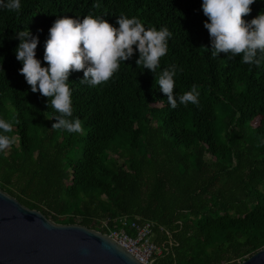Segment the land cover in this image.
<instances>
[{
    "label": "trees",
    "instance_id": "1",
    "mask_svg": "<svg viewBox=\"0 0 264 264\" xmlns=\"http://www.w3.org/2000/svg\"><path fill=\"white\" fill-rule=\"evenodd\" d=\"M99 4V7H93ZM251 21L264 13L256 0ZM121 15L172 33L154 74L138 50L98 87L69 77L82 133L52 129L58 113L19 74L17 31L38 37L36 58L60 17ZM202 0H21L0 8V118L15 138L0 152V190L62 225L107 234L118 219L151 224V264H238L264 248V59L211 55ZM42 30V31H41ZM202 47H206V50ZM259 58V54H258ZM176 65L175 95L197 86L199 103L173 109L155 83ZM19 123H16V121ZM207 158V159H206ZM107 220V228H100Z\"/></svg>",
    "mask_w": 264,
    "mask_h": 264
},
{
    "label": "clouds",
    "instance_id": "2",
    "mask_svg": "<svg viewBox=\"0 0 264 264\" xmlns=\"http://www.w3.org/2000/svg\"><path fill=\"white\" fill-rule=\"evenodd\" d=\"M256 0H202V11L207 20L211 55L221 53L227 57H241L242 63L260 66L264 59V13L258 14L250 22L242 19L251 13V5ZM93 7L98 8L99 4ZM0 8L19 12L21 0H0ZM114 27L104 17L89 14L83 19L58 17L48 31L44 43L43 62L36 58L39 39L30 30L17 31L15 38L20 42L15 49V57L23 66L19 69L32 93H39L49 99L57 113V121L52 129L68 133H82V121L73 117L72 92L69 77L73 72H83L81 84L98 87L107 83L119 71L120 64L130 60L134 49L139 52L135 61L154 74L160 68V60L167 55L169 38L172 33L167 27H148L136 17H118ZM42 31V30H41ZM209 50L206 47H202ZM259 54V58H258ZM176 65H169L158 75L155 83L167 97L171 108L179 104L199 103V92L194 84L190 91L179 97L175 95ZM2 71V66H0ZM16 123H19L17 120ZM13 122L0 118V152L10 149L15 138Z\"/></svg>",
    "mask_w": 264,
    "mask_h": 264
},
{
    "label": "water",
    "instance_id": "3",
    "mask_svg": "<svg viewBox=\"0 0 264 264\" xmlns=\"http://www.w3.org/2000/svg\"><path fill=\"white\" fill-rule=\"evenodd\" d=\"M0 264H141L107 235L56 224L0 190ZM238 264H264V248Z\"/></svg>",
    "mask_w": 264,
    "mask_h": 264
},
{
    "label": "built area",
    "instance_id": "4",
    "mask_svg": "<svg viewBox=\"0 0 264 264\" xmlns=\"http://www.w3.org/2000/svg\"><path fill=\"white\" fill-rule=\"evenodd\" d=\"M107 220L100 224L101 229L107 228ZM118 229H107L105 234L122 249L129 253L141 264H151L153 257L159 254V249L153 244L151 224L132 220L126 222L125 218L118 219Z\"/></svg>",
    "mask_w": 264,
    "mask_h": 264
},
{
    "label": "rangeland",
    "instance_id": "5",
    "mask_svg": "<svg viewBox=\"0 0 264 264\" xmlns=\"http://www.w3.org/2000/svg\"><path fill=\"white\" fill-rule=\"evenodd\" d=\"M14 145H16V143H14ZM207 159V158H206Z\"/></svg>",
    "mask_w": 264,
    "mask_h": 264
}]
</instances>
